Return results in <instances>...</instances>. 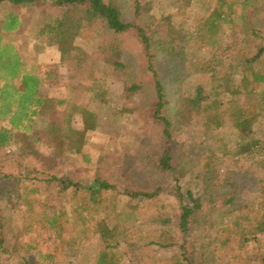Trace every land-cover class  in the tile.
Listing matches in <instances>:
<instances>
[{
    "label": "rangeland",
    "instance_id": "374dc122",
    "mask_svg": "<svg viewBox=\"0 0 264 264\" xmlns=\"http://www.w3.org/2000/svg\"><path fill=\"white\" fill-rule=\"evenodd\" d=\"M115 2L124 21L142 25L154 41H160L154 47V67L164 86L167 100L164 112L172 122L176 118L180 96L184 93L192 94L190 91L197 85L208 90L212 84L217 85L219 95L215 97L223 102L235 100L225 90L227 79L225 74H221L226 70L218 62L220 58L233 52L224 51L232 27L229 22H223L219 31L212 34L205 23L219 0H190L187 5H184V0H139L138 14L134 0ZM233 8L235 10L231 16L236 18V26L232 33L235 36L242 35L243 27L246 28L245 37H249L251 30L256 32L255 35L264 36V6L255 16L245 21L240 16L247 10V6L240 0L233 4ZM12 9L10 6L0 5L1 40L12 41L11 45L0 46V66L6 69L5 74L10 75L18 69L19 55L22 52L20 50H25L22 53L37 69L46 62L57 61L58 48L47 45L42 37H35L33 31L48 16L60 15L64 7L51 0H38L31 7L19 8L23 24L18 31L5 33L2 31L4 15ZM171 36L175 37L174 48L168 45ZM101 39H105V44L121 40L122 59L127 68L111 73L113 101L90 104V109L96 112V128L83 132L81 115L76 114L73 121L75 135L71 147L69 145L70 149L67 144L62 147L61 143L54 140L48 145L36 144L32 154H21L19 137L14 138L7 146L0 147V191L3 190L5 194L0 196V213L11 215L7 251L0 252V264H95L96 260L101 264H168L181 251L177 245L163 246L166 241L157 239V236L165 231L172 238L182 239L177 227L181 191L189 188L196 196H202L203 199L208 197L206 186L210 185L212 178L206 184L203 179L206 172L203 164L208 154L217 151L214 141L220 139L228 146H233L236 143L242 144L247 137H264V122L261 126L254 124L252 133L241 132L229 120L222 127L211 131L205 130V125L199 118L188 125L173 123L175 126L170 145L177 168L184 172L178 189L173 176L155 171L153 164L160 158L167 143L150 120L144 118V108L139 107L141 95L126 88L132 82L150 86L154 81L153 74L146 69L144 51L136 37L131 32L115 34L108 29L100 31L98 27H91L84 29L72 42L62 44L61 47L71 51L82 48L91 52ZM205 61L211 63V70L209 67L204 69ZM213 70L219 71L218 78L211 79ZM231 70L229 84H234L238 77L235 73L237 69L233 67ZM59 73L63 77L62 84L42 87L43 96L60 99L75 96L66 88L67 81H77L70 78V69L62 64L59 66ZM211 98L213 96L210 100ZM252 100L251 96H243L238 102L247 104ZM78 102L83 105L86 98L79 97ZM258 109L261 111V108ZM261 113L264 115V111ZM3 124L7 125V121ZM45 124L39 121L31 132L36 134V131L45 128ZM18 135L24 137L23 132ZM23 142L24 145L29 144L30 139L25 138ZM58 147L61 150L57 154L54 150ZM215 156L219 157L218 151ZM222 162L214 171L215 178L211 180V184L216 186L211 192L217 190L219 194L214 198L218 200L215 202L217 208L230 195L236 196L238 203H244L263 193L264 159L262 160L261 155L248 153L229 156ZM6 174H11V177H4ZM52 175L68 176L75 183L77 191L74 192V187L63 189L59 182H47V178ZM95 178L107 180L115 187L102 192L100 205H91L95 211H92L91 220L81 229L72 223L73 205L88 199L86 190L94 184ZM12 180L19 181L21 191L24 185L36 187L32 194V204L36 206L35 218L41 213L39 210L44 208L50 213L61 209L65 211L66 220L61 218L65 231L60 235H73L80 241L77 254L66 257L65 246L61 243L58 245L60 237L57 238L54 228H48L46 224L42 226L35 222V227L30 232L22 231L26 220V205L20 199L14 203L11 194ZM125 188L159 191L153 198H135L124 194ZM6 204L13 208L7 210L4 208ZM157 217H168L169 223L157 224ZM94 219L107 228L103 232L105 237L98 231ZM30 238L39 241V244L35 245ZM154 239H157V243H148ZM186 239L188 246L200 244L201 241L194 230L188 233ZM253 245L250 242L246 248L251 250ZM38 249L43 253L54 252V259L47 262ZM221 252L223 251L216 252V255L220 256ZM224 252L222 259L214 264H234L233 259H229L232 252Z\"/></svg>",
    "mask_w": 264,
    "mask_h": 264
},
{
    "label": "trees",
    "instance_id": "16d2710c",
    "mask_svg": "<svg viewBox=\"0 0 264 264\" xmlns=\"http://www.w3.org/2000/svg\"><path fill=\"white\" fill-rule=\"evenodd\" d=\"M134 1L135 11L138 14L140 3L139 0ZM189 1L184 0V5H187ZM219 1L205 22L206 26L213 34L219 31L223 22H229V26L232 27L231 31L235 32L236 18L232 17L231 13L235 10L233 4L240 0ZM37 2L38 0H0V5L13 8L4 15L2 31L5 33L13 30L18 31L24 20L18 9L31 7ZM51 2L64 7L63 12L60 15L48 16L34 28L33 33L35 37L44 38L47 45L58 48V60L46 62L37 69L34 63L31 64L30 59L22 53L25 50H20L22 52L19 55L18 69L11 73V76L6 75V69L0 66V147L7 146L14 138L19 137L21 154H32L36 144L48 145L54 140L61 143L62 147L67 144L70 149L69 145L71 147L75 135L73 121L76 114L81 115L83 132H89L96 128V112L90 109V104L113 101L110 87L111 73L115 70L124 71L127 65L122 59L123 51L119 39L109 44H105V39H101L96 49L91 52L82 48L71 51L61 47L62 44L72 42L84 29L91 27H98L100 31L108 29L115 34L131 32L142 45L146 58V69L154 77L153 84L146 86L143 83L132 82L125 86L127 90L141 95L139 107L144 108V118L150 120L167 143L160 158L153 164L155 171L173 176L178 189L180 177L184 172L177 168L170 145L175 126L173 123L180 126L188 125L194 119L199 118L205 125V130L211 131V129L222 127L229 120L241 132L246 133L253 132L254 124L259 126L263 124L264 115L261 112L264 111V36L255 35L254 30H251L249 37H245V27H243L240 37L231 32L224 51L232 50L233 55L220 58L218 61L219 65L225 66L226 70L221 74L222 76L226 75L225 90L233 95L235 100L223 102L220 98L215 97L219 95L217 85L212 84L210 90L197 85L193 91L187 90L192 94L184 93L180 96L176 118L172 122L164 112L167 104L164 86L154 67V47L156 42L160 44V41H154L142 25L134 21H124L115 0H51ZM241 2L247 6V10L240 16L244 21L255 16V13L262 10L264 6V0H241ZM174 39L175 37L171 36L168 40V45L173 48L176 47ZM11 42V40L7 42L1 40L0 46L11 45ZM62 64L67 65L70 69V78L77 80L75 83L66 82L67 90L75 94L76 98L74 95L61 99L43 96L41 94L42 87L62 84L63 77L59 73V66ZM27 65H30V68H27ZM203 65L204 69L209 67L211 70L210 62L205 61ZM233 67L237 69L235 73L238 77L234 84H229L228 77L231 76ZM218 73V70H213L211 79L216 78ZM211 96L213 98L210 100ZM243 96L253 97L252 102L247 104L238 102V99ZM79 97L86 98L83 105L78 102ZM258 108H261V111ZM4 121H7V125L3 124ZM39 121L48 124L33 134L32 127ZM21 132L24 133L23 138L18 135ZM25 138L30 139L29 144L24 145L23 139ZM214 142L218 147L219 157L215 156L217 151H213L212 154L205 157L203 166L206 172L203 179L206 184L208 180L215 178L214 171L217 170L218 165L223 163L225 157L250 153L254 156L261 155L262 160L264 159V137H247L242 144L236 143L233 146H228L220 139ZM59 147L54 150L57 154L61 150ZM9 176L11 177V174L4 175V177ZM211 180L210 185L206 186L208 197L206 196L205 199L202 196H196L189 188L179 194L177 227L181 231L182 239L172 238L165 231L160 232L157 236V239L166 241L163 246L177 245L181 251V254L172 257L168 264H214L218 259H222L224 251L227 250L232 252L229 259H233L234 264H264V191L260 192L261 194L254 200L244 203H238L236 196L230 195L222 202V206L217 208L215 202L218 200L214 198L219 194L217 190L211 192L216 188L215 184H211ZM50 181L59 182L63 189L76 186L68 176L52 175L47 178V182ZM12 182L11 194L14 197V203L20 199L26 205L24 212L26 220L22 231L30 232L35 227V222L42 226L46 224L48 228H54L57 238L60 237L58 245L61 243L62 246H65L64 255L66 257L77 254L80 241L73 235H60L64 230L62 222L66 216L65 211L61 209L50 213L44 208L39 210L41 213L35 218L36 206L32 204V194L36 187L29 188L24 185V189L21 191L19 181L12 180ZM114 187L115 185L107 180L95 178L94 184L86 190L88 199L73 205V225L82 229L91 220L92 211H95L91 205L98 203L100 205L102 192ZM76 191L77 188L74 187V192ZM157 191L159 190L131 188L123 190L124 194L135 198H153ZM0 196H5L3 190L0 191ZM4 208L11 209L13 206L6 204ZM214 213L216 214L213 215ZM10 219L11 215L0 213V252L7 251L6 245L11 229ZM155 220L157 224L161 225L169 223L168 217H157ZM95 223L102 237H105L103 232L107 231V228L100 221H95ZM83 229L86 230V228ZM191 230L196 231L198 238H201L200 244L187 245L186 237ZM157 239L150 240L148 243H157ZM30 240L35 245L39 244V241L34 238H30ZM250 242L254 243V248L251 250L246 248ZM221 250L223 252L217 256L216 252ZM38 251L47 262L54 259V252L43 253L39 249ZM112 258L113 254L111 253L110 259ZM68 264L70 263L68 262ZM95 264L101 263L96 260Z\"/></svg>",
    "mask_w": 264,
    "mask_h": 264
}]
</instances>
